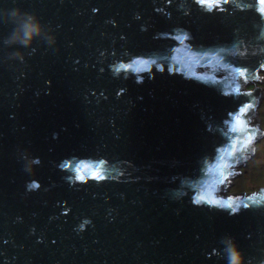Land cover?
I'll use <instances>...</instances> for the list:
<instances>
[{
    "label": "water",
    "instance_id": "water-1",
    "mask_svg": "<svg viewBox=\"0 0 264 264\" xmlns=\"http://www.w3.org/2000/svg\"><path fill=\"white\" fill-rule=\"evenodd\" d=\"M262 71L264 0H0V264H264V191L213 190Z\"/></svg>",
    "mask_w": 264,
    "mask_h": 264
},
{
    "label": "rangeland",
    "instance_id": "rangeland-1",
    "mask_svg": "<svg viewBox=\"0 0 264 264\" xmlns=\"http://www.w3.org/2000/svg\"><path fill=\"white\" fill-rule=\"evenodd\" d=\"M259 75L264 77V71ZM255 84L260 88V97L254 106L249 125L257 132L250 142L248 152L230 166V170L235 172L224 177L222 187L216 193L219 197L236 199L264 191V79ZM253 85L249 83L246 88Z\"/></svg>",
    "mask_w": 264,
    "mask_h": 264
},
{
    "label": "clouds",
    "instance_id": "clouds-1",
    "mask_svg": "<svg viewBox=\"0 0 264 264\" xmlns=\"http://www.w3.org/2000/svg\"><path fill=\"white\" fill-rule=\"evenodd\" d=\"M11 15L17 18L22 16L27 17L26 22H24L18 28L14 27L5 39V44L10 46H19L14 49L10 56L12 59L20 60L23 57V53L19 49L30 48L31 46H33L34 41L37 37H42L45 35V29L34 14L28 13L20 7H14L13 9H11ZM45 42L49 43L47 39L45 40ZM51 43H55L54 37H51ZM225 253L226 264H245L244 254L239 249L238 245L234 242H231L226 246Z\"/></svg>",
    "mask_w": 264,
    "mask_h": 264
},
{
    "label": "trees",
    "instance_id": "trees-1",
    "mask_svg": "<svg viewBox=\"0 0 264 264\" xmlns=\"http://www.w3.org/2000/svg\"><path fill=\"white\" fill-rule=\"evenodd\" d=\"M254 86H249V87H247V89H251V88H253ZM253 111H254V106H251V108H250V110H249V112L247 113V115H246V124L247 125H249V123H250V120H251V115L253 114ZM250 142V141H249ZM249 144H247L245 147H244V151L240 154V156L239 157H237L236 159H239L240 157H242L243 155H244V153H246V152H248V150H249V146H248ZM221 186V184L220 185H215L214 187H213V190H215V191H217L218 189H219V187ZM222 187V186H221Z\"/></svg>",
    "mask_w": 264,
    "mask_h": 264
},
{
    "label": "snow or ice",
    "instance_id": "snow-or-ice-1",
    "mask_svg": "<svg viewBox=\"0 0 264 264\" xmlns=\"http://www.w3.org/2000/svg\"><path fill=\"white\" fill-rule=\"evenodd\" d=\"M83 177H81V179H82Z\"/></svg>",
    "mask_w": 264,
    "mask_h": 264
}]
</instances>
